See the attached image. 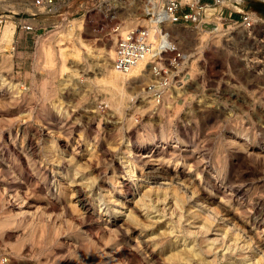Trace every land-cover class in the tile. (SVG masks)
Masks as SVG:
<instances>
[{
  "label": "rangeland",
  "instance_id": "rangeland-1",
  "mask_svg": "<svg viewBox=\"0 0 264 264\" xmlns=\"http://www.w3.org/2000/svg\"><path fill=\"white\" fill-rule=\"evenodd\" d=\"M151 1L56 0L49 10L31 15L32 0H0V264L213 259L204 253L191 258L185 248L196 243L205 249L204 240L214 234L184 235V218L171 233L175 218L168 210L149 218L135 207L138 196L132 201L119 192L124 175L119 162L128 154L137 163L159 150L187 156L178 166L177 159L170 163L166 179L158 180L169 182L180 169L179 181L191 187L180 210L198 211L199 224L222 213L225 193L237 227L251 237L264 229V0H200L194 8L189 3L196 0H178V13L193 17L166 24L162 35L168 34L179 59L163 55L160 74L150 62L134 72H115L114 56L107 52L114 55L127 29L149 28L153 5L167 3ZM10 20L16 25L6 37ZM210 21L221 22L219 30L208 32L204 25ZM24 23L33 29L25 30ZM191 164L190 174H183ZM140 172L138 167L136 175ZM217 184L227 187L211 201L203 193L216 192ZM79 186L94 202L88 217L74 195ZM230 187L243 189L238 202L229 197ZM96 193L111 197V208L123 201L121 210L131 207L134 218L105 213ZM196 226L189 228L198 231Z\"/></svg>",
  "mask_w": 264,
  "mask_h": 264
},
{
  "label": "bare ground",
  "instance_id": "bare-ground-1",
  "mask_svg": "<svg viewBox=\"0 0 264 264\" xmlns=\"http://www.w3.org/2000/svg\"><path fill=\"white\" fill-rule=\"evenodd\" d=\"M153 1H151V2H153ZM159 1H161V0H159ZM166 1H168V0H166ZM219 1L220 2H226V0H219ZM233 1H235V0H233ZM236 1H240V0H236ZM28 6L30 8V11L33 12V13H42V12H44L46 10L45 8H37V7H34L31 2L28 4ZM153 7L155 8L154 10L156 12V18H154V19H151L150 18L151 20L149 21L150 24H149L148 27L150 29V37H151V39H154V41H155V38H157V35L158 34H161L162 35V32H163V31L162 32L160 31V33H159V30L157 29V27H158V21H159V19L161 18V16L163 14H165V9L160 8V6H158L156 4H155V6L153 5ZM30 21L31 22H34V19L33 20L30 19ZM15 25H16V21H14V20L8 21V24H7L6 29L4 31V35L6 37L9 34L12 35V32H13L12 29H13V27ZM220 26H221V22L218 23V25L216 26V29L215 30H219ZM206 28L208 29L207 30L208 32H211V30H209L210 27H206ZM165 35L166 34L163 33V35H162L163 36L162 42L164 44H168V40L166 39ZM112 53H113V51L112 50H109L107 52V56L109 58H112L114 56ZM139 68H141L140 65H138L137 67H135L134 69H132V71L134 72V71H136ZM113 70L115 72H119L115 68ZM113 82H115V80ZM47 132H48V130H47ZM47 132H45V133H47ZM40 133H41V131H40ZM38 135H40V134L38 133ZM34 143L35 142H33L32 139L29 141V146H30L29 148L31 150H33V151L36 150V147H35ZM169 151H168V154H169ZM129 152H130V150H129ZM171 154H175V153H170V156H168L162 150L155 151V152H153L150 155H147V156L145 155V157H141L140 156L141 159L139 160V163H137L135 159H132L131 158V154H128L127 155V157H128L127 160L125 159L126 157L123 158V156H122L121 157V161L119 162V169L123 168L122 170L124 172L123 173L124 175L122 176V181L120 182L119 192L121 194H123V195L124 194H127V195L131 196L132 197V201L138 196V198L134 200L135 207L136 208L138 207L139 208L138 209L139 211H145L146 212V215L149 218L151 217V214H153L155 212H159L160 213L162 211L163 213L166 214V212L168 210L167 213H170L169 215L172 216V219L175 218V219L172 220V222H173L172 224L173 225L171 226V229H172V230H170L171 233L173 232V229L177 225L179 226L180 224L183 223V218H184V220H188L187 223H186V224H188L187 227L186 226L184 227L187 234H184V235H194L195 233L196 234L197 233L199 234V233H202V231H203V233L205 232V234L206 233H208V234H214V237L213 238L210 236L209 238H207V239L204 240V241H206V243H205L206 244L205 245V249L199 248V246L197 247L196 246V243H192V245L190 247H188V248L186 247L185 248L188 251V253L191 256V258H198L199 256H201V254L204 253V256L205 255H207V256H214V258L213 259L211 258V260L209 258H205L204 259V263L205 264H209V263L210 264L211 263H215V264L218 263L219 264V262L221 264L222 261H228V264H263V262H262L263 260L261 261V258L264 256V253L262 255H260V256L258 254H259V252H261L262 250H264L263 249L264 248V239H262L260 237L261 236L260 234H264V229L261 230V231H258L257 232V236L251 237L249 234H247L249 232V230L246 231V229H244L242 227H239V226L237 227L236 226V223L233 222L234 221L233 220V217H234V215H236V211H234L235 208L233 210L232 206L229 205V203H230L229 199L230 198L228 199L227 198V195L225 193H223L224 195H222L221 196V199H220V204H221L220 207L222 208V210H221L222 213L219 214V213L216 212L218 215L216 214V216L213 217L212 220H209L208 218L205 219V217H204V220L205 221H202L201 220L202 222H201V224H199L198 221L195 220V219L198 218L202 214L198 213V211H196L197 213H195L194 211H191L192 210L191 209V210H185V212H186L185 213L183 210H180L182 208V206H183L182 203L184 202V199H185L184 195L186 193H188V191L191 188L190 187V182L189 183H188V181L187 182H184L185 179H184V181L182 180L183 182H180L179 181V177L178 176L180 175V169L176 170L175 176H170L169 177V179H171V181H169V182H164V181L163 182H160L158 180V179H166V174H168V171L170 170V168L168 167L170 165V163H172L173 161H175L177 159L176 162H175V165L178 166L180 163L182 164L183 162H185V161L188 160V159H185V158H187V156L186 157H183V158L182 157L176 158L174 155H171ZM88 159H90V158H88ZM67 160L68 159H63L62 163L67 164L68 163ZM90 160H93V159H90ZM68 164L70 165V163H68ZM192 166L193 165L191 164L190 165V170L188 172H186V173H183V174H185V175L190 174L189 172L191 171V169H192L191 167ZM138 167H139V169L141 171L140 172L141 175H139V176L136 175V170L138 169ZM77 168H75V169H77ZM63 169H65V168H63ZM73 176H76V175L73 174ZM72 182H74V181H72ZM76 185L78 186L79 184L76 183L75 186ZM85 185H86V183H85ZM225 187H227V186L226 185H223V184H220V185L217 184V185L214 186L216 192H214L213 190H211L210 192H204L203 194L205 196H207V198L212 201L214 199L215 193H217V192H221V193L224 192L223 190H224ZM203 189H205V188H203ZM241 189H238V188H235V187L233 188L232 187L231 188L232 192H230V195L231 196H229V197H231L232 200H235V201L238 202L240 200L239 198L242 197L241 194L243 193V192H241ZM103 190H104V188H103ZM194 192H195V190H192L191 191V196L194 194ZM74 193L73 194L76 196L77 201H81L82 203H84V205H83L84 206V209L81 211L82 214L84 215V217H88L90 215V210H91V207L90 206H92L93 203H94L93 200H90V199H88V197L84 196V193L82 192V188L80 186L79 187H76V189L74 190ZM96 194H97V198L96 199L99 200V205H98L99 206V209H101L102 211H105V213L109 214V213H112L113 212V214L115 216H123L124 219L125 218L126 219H131V218L133 219L134 218V214H133L134 210H132L131 207L128 208L129 210H128L127 213L124 212L123 210H121V208L122 209L125 208V205H124L125 203L123 201H118V202L117 201H114L115 206L111 208V207H109V203H111V202L113 203V201L111 200L112 199L111 197H108L107 195H104V194L102 195L100 193H96ZM239 195H241V197H239ZM189 198H190V196H189ZM233 198H235V199H233ZM103 204H105L106 206L105 207H102ZM160 204L161 205L163 204V206L162 207H159ZM198 205H200V203H198ZM201 206H202V208L204 210H209L210 212L213 211V209H214V207H213V209H211L212 208L211 206H210L211 208L208 207V206H206V205L205 206L204 205H201ZM249 210H251V209H249ZM77 211H75V212L77 213ZM135 211H137V210L135 209ZM246 211H247V209H246ZM83 215H82V217H83ZM186 215L188 216L187 218H185ZM170 216H169V218H170ZM204 216H206V215H204ZM157 217H158L157 219H160L161 215L159 214ZM190 219H193V220L190 221ZM244 220H246V218ZM139 221H140V219H139ZM254 221H252V225L255 224ZM196 223H198L197 224L198 226H196ZM110 224L112 226H116L117 229H120L121 228V230H122V225L118 224V222L111 221ZM147 225H148V223H147ZM195 226L198 229V231L193 230L194 228L193 229L192 228H189V227H195ZM123 228H124V226H123ZM202 229H205V230H202ZM124 230H126V229H124ZM159 232H161V230H159ZM162 233H163V231H162ZM123 235H125V234L123 233ZM202 240H203V238H202ZM141 242L146 247V243H145L146 240H143L142 239ZM138 243L140 244V242H138ZM202 243H204V242H202ZM138 246H140V245H138ZM146 253H148V252H146ZM135 254H136V252H135ZM188 262H185V263H188Z\"/></svg>",
  "mask_w": 264,
  "mask_h": 264
},
{
  "label": "built area",
  "instance_id": "built-area-1",
  "mask_svg": "<svg viewBox=\"0 0 264 264\" xmlns=\"http://www.w3.org/2000/svg\"><path fill=\"white\" fill-rule=\"evenodd\" d=\"M56 0H32V4L37 8H45L49 10ZM200 0L195 3H189V6L194 8L195 4L199 5ZM181 6L178 0H168L163 9L165 14L161 16L158 21L157 29L163 31V26L166 24H177L189 22L192 19L191 13L181 15L177 9ZM155 9V8H154ZM151 9L152 19L156 18L155 10ZM37 13H31L36 15ZM219 18V17H218ZM221 19V18H219ZM205 27H210V33L216 31V23L207 22ZM25 30H32L31 25L23 24ZM168 40V35H165ZM163 38V37H162ZM174 54V59H179L180 53L173 44L168 41V44L160 42L156 45L150 37V29L143 28H129L121 34L120 39L117 41L114 51L113 66L119 72L127 73L140 64L151 63L153 73L160 74L162 72V62H164L163 55Z\"/></svg>",
  "mask_w": 264,
  "mask_h": 264
}]
</instances>
